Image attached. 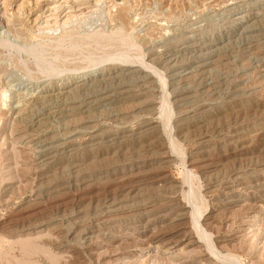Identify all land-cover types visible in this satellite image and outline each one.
Returning a JSON list of instances; mask_svg holds the SVG:
<instances>
[{
    "label": "rangeland",
    "instance_id": "rangeland-1",
    "mask_svg": "<svg viewBox=\"0 0 264 264\" xmlns=\"http://www.w3.org/2000/svg\"><path fill=\"white\" fill-rule=\"evenodd\" d=\"M0 264H264V0H0Z\"/></svg>",
    "mask_w": 264,
    "mask_h": 264
},
{
    "label": "bare ground",
    "instance_id": "bare-ground-1",
    "mask_svg": "<svg viewBox=\"0 0 264 264\" xmlns=\"http://www.w3.org/2000/svg\"><path fill=\"white\" fill-rule=\"evenodd\" d=\"M38 55V54H37ZM35 57V56H34ZM38 58H40V56H37ZM42 57V56H41ZM56 58V57H55ZM44 59V58H43ZM35 60H37V58L35 57ZM39 60V59H38ZM42 61V60H41Z\"/></svg>",
    "mask_w": 264,
    "mask_h": 264
}]
</instances>
